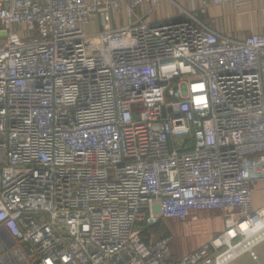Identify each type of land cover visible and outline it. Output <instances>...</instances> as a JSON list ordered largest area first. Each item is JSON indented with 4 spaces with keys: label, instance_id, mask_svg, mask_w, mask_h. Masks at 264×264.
I'll return each instance as SVG.
<instances>
[{
    "label": "built area",
    "instance_id": "built-area-1",
    "mask_svg": "<svg viewBox=\"0 0 264 264\" xmlns=\"http://www.w3.org/2000/svg\"><path fill=\"white\" fill-rule=\"evenodd\" d=\"M160 1L178 0H0V264L256 260L264 37L230 39L186 11L84 31ZM201 212L224 231L198 250L176 258L170 235L154 238Z\"/></svg>",
    "mask_w": 264,
    "mask_h": 264
},
{
    "label": "crops",
    "instance_id": "crops-1",
    "mask_svg": "<svg viewBox=\"0 0 264 264\" xmlns=\"http://www.w3.org/2000/svg\"><path fill=\"white\" fill-rule=\"evenodd\" d=\"M182 11L193 14L210 30L230 39L242 40L252 34L264 37V0H238L236 4L232 3L231 0L211 1L205 9L200 7V0H178L175 5L160 1L156 4V8L150 4L140 7L135 11L131 19L127 18L123 12L111 13L107 22L99 16L95 17L84 27V31L90 35L96 34L104 31L106 24L110 29L122 28L132 23L152 24L170 17H178ZM255 161L257 159H251L247 164ZM251 202L253 210L264 207V181L253 184ZM202 213L204 212L198 214ZM209 213L210 215H208ZM198 214H196V219ZM205 214L219 220L216 236L218 237L224 231L221 214L217 212H205ZM191 220L189 219L188 221L191 222ZM188 221L183 224L186 225ZM161 227L160 223L153 228L155 239H160L167 235ZM202 245L186 249V252L184 250L183 253H178L175 257L181 258L190 252L198 250ZM254 252L256 260H253L250 255L244 254L230 264H264V243L258 245Z\"/></svg>",
    "mask_w": 264,
    "mask_h": 264
},
{
    "label": "rangeland",
    "instance_id": "rangeland-1",
    "mask_svg": "<svg viewBox=\"0 0 264 264\" xmlns=\"http://www.w3.org/2000/svg\"><path fill=\"white\" fill-rule=\"evenodd\" d=\"M184 139L174 138L172 144L175 146ZM210 215V213L208 214ZM162 229L167 235L173 238L170 245L173 256H177L178 253H183L186 249H190L196 245H202L203 243L210 242L217 236V229L219 226V220L212 216H206L205 212L198 214L196 220L188 221L185 225L183 223L176 222L174 220H167L161 222ZM144 236L148 235V231L143 233Z\"/></svg>",
    "mask_w": 264,
    "mask_h": 264
},
{
    "label": "water",
    "instance_id": "water-1",
    "mask_svg": "<svg viewBox=\"0 0 264 264\" xmlns=\"http://www.w3.org/2000/svg\"><path fill=\"white\" fill-rule=\"evenodd\" d=\"M193 146H194V141L192 140L189 147H188V150H191L193 148Z\"/></svg>",
    "mask_w": 264,
    "mask_h": 264
},
{
    "label": "bare ground",
    "instance_id": "bare-ground-1",
    "mask_svg": "<svg viewBox=\"0 0 264 264\" xmlns=\"http://www.w3.org/2000/svg\"><path fill=\"white\" fill-rule=\"evenodd\" d=\"M241 229H242V230H246V229H247V224H242V225H241Z\"/></svg>",
    "mask_w": 264,
    "mask_h": 264
}]
</instances>
